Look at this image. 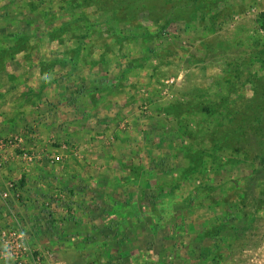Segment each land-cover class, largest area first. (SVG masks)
I'll return each mask as SVG.
<instances>
[{
	"label": "rangeland",
	"instance_id": "374dc122",
	"mask_svg": "<svg viewBox=\"0 0 264 264\" xmlns=\"http://www.w3.org/2000/svg\"><path fill=\"white\" fill-rule=\"evenodd\" d=\"M9 13L0 43L42 45L28 52L31 62L58 43L106 47L113 71L104 76L142 84L140 104L152 115L127 151L144 167L129 188H144L143 204L172 218L145 226L162 255L177 254L176 264H264V0H0V16ZM72 148L43 159L62 163ZM133 160L107 171L131 173Z\"/></svg>",
	"mask_w": 264,
	"mask_h": 264
},
{
	"label": "crops",
	"instance_id": "0c3cea01",
	"mask_svg": "<svg viewBox=\"0 0 264 264\" xmlns=\"http://www.w3.org/2000/svg\"><path fill=\"white\" fill-rule=\"evenodd\" d=\"M12 28L3 30L8 34ZM37 46L27 43L22 50L0 43V138L16 134L21 139L5 148L8 163L0 168V231L23 227L44 264H159L163 257L165 264H176L171 260L177 254L162 255L159 243L151 244L153 237L145 234L147 224L158 228L171 222L164 214L168 211L145 206L138 198L144 188H129L144 179L143 163L135 161L138 153L127 152L137 148L144 135L142 119L152 115L140 104L142 84L104 76L113 71L109 48L66 50L58 43L55 53L45 51L31 62L28 52ZM69 142L71 159L55 164L43 159ZM22 150L31 158H23ZM128 159H134L132 174L107 171L114 163L126 171ZM130 195L135 198L129 202ZM0 242V264H16L1 237Z\"/></svg>",
	"mask_w": 264,
	"mask_h": 264
},
{
	"label": "built area",
	"instance_id": "2783aa9c",
	"mask_svg": "<svg viewBox=\"0 0 264 264\" xmlns=\"http://www.w3.org/2000/svg\"><path fill=\"white\" fill-rule=\"evenodd\" d=\"M18 136L3 137L0 138V168L6 163L5 148L7 146H14V144L20 142ZM21 156L25 159L31 158L27 151L22 150ZM61 160V155H53L49 159L50 163H57ZM10 187V184L7 185ZM4 197H7V193H3ZM0 237L5 248V252L8 257H11L17 264L25 263V259H30V264H44L39 255H36L28 243V238L24 232L15 229L14 227L4 228L0 231Z\"/></svg>",
	"mask_w": 264,
	"mask_h": 264
},
{
	"label": "trees",
	"instance_id": "16d2710c",
	"mask_svg": "<svg viewBox=\"0 0 264 264\" xmlns=\"http://www.w3.org/2000/svg\"><path fill=\"white\" fill-rule=\"evenodd\" d=\"M130 1V0H129ZM131 1H133V0H131ZM123 3H124V1H123ZM126 4H128L127 2H126ZM128 10H130V9H128Z\"/></svg>",
	"mask_w": 264,
	"mask_h": 264
}]
</instances>
